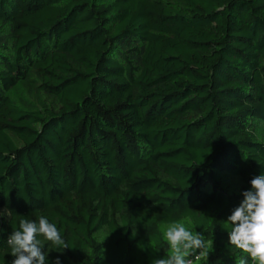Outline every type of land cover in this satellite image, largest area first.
Returning <instances> with one entry per match:
<instances>
[{
    "label": "trees",
    "instance_id": "1",
    "mask_svg": "<svg viewBox=\"0 0 264 264\" xmlns=\"http://www.w3.org/2000/svg\"><path fill=\"white\" fill-rule=\"evenodd\" d=\"M262 172L264 0H0V264L40 216L46 264H152L174 222L238 264Z\"/></svg>",
    "mask_w": 264,
    "mask_h": 264
},
{
    "label": "clouds",
    "instance_id": "2",
    "mask_svg": "<svg viewBox=\"0 0 264 264\" xmlns=\"http://www.w3.org/2000/svg\"><path fill=\"white\" fill-rule=\"evenodd\" d=\"M250 190L242 193L243 199L227 218L229 245L246 254L238 264H264V172L251 180ZM51 242L53 250L70 248L54 223L45 216L37 220L21 219L19 228L7 239L12 264H46V253L40 239ZM168 252L163 258L153 259L152 264H194V259L208 256L209 241L198 232L174 222L163 232ZM55 264H60L59 258Z\"/></svg>",
    "mask_w": 264,
    "mask_h": 264
},
{
    "label": "rangeland",
    "instance_id": "3",
    "mask_svg": "<svg viewBox=\"0 0 264 264\" xmlns=\"http://www.w3.org/2000/svg\"><path fill=\"white\" fill-rule=\"evenodd\" d=\"M24 96H25L26 98H28V99H34V98H32V96H29V95H27L26 93H24ZM48 103H49V101H48ZM227 180L229 181V183L232 182V181L230 180V178H228V177H227ZM184 226H185V224H184ZM185 227H186V226H185ZM166 228H167V227H164V228L162 229V231L164 232V231L166 230ZM96 237H97L100 241H104L105 238H106V234H105L104 231H100V232L97 233V236H96Z\"/></svg>",
    "mask_w": 264,
    "mask_h": 264
}]
</instances>
